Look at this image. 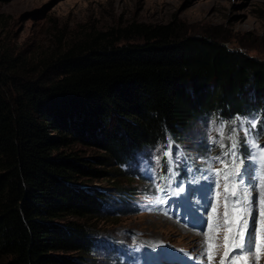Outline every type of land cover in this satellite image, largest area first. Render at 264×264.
<instances>
[{
  "label": "trees",
  "instance_id": "trees-1",
  "mask_svg": "<svg viewBox=\"0 0 264 264\" xmlns=\"http://www.w3.org/2000/svg\"><path fill=\"white\" fill-rule=\"evenodd\" d=\"M262 98L263 60L170 21L90 30L32 65L0 52V264H92L89 220L113 199L91 182L135 175L138 151L210 113L264 114Z\"/></svg>",
  "mask_w": 264,
  "mask_h": 264
},
{
  "label": "rangeland",
  "instance_id": "rangeland-1",
  "mask_svg": "<svg viewBox=\"0 0 264 264\" xmlns=\"http://www.w3.org/2000/svg\"><path fill=\"white\" fill-rule=\"evenodd\" d=\"M169 21L179 34L210 37L229 49L264 61V0H0V52L19 55L32 65L90 30ZM248 119H257L253 136H258L257 143L264 148L262 112L250 109L246 114L230 113L225 117L210 113L177 136L138 151L128 166H122L126 171L132 167L135 175L91 182L92 187L104 190L113 199L104 204V210L112 213L103 212L100 219L89 220L97 229L92 264H264L259 165H255L256 188L252 192L259 252L253 247L252 252L241 255L246 260L231 259L234 254L229 253L238 243L243 219L248 218L242 217L241 210L251 177L246 175L244 186L237 178L234 190L233 179H224L232 167L231 153L227 157L223 153L231 146L228 136L232 129H237L236 152L245 160L242 171H252L253 164L247 159L252 150L239 132L241 120L248 127ZM221 125L224 148L214 142L220 140L217 129ZM71 149L83 157L100 154L82 145ZM169 150L171 157L165 156ZM218 156L220 160L215 159ZM193 179L197 183L190 185ZM181 187L185 191L175 195L174 190ZM237 199L241 201L239 206L235 204ZM164 200L167 203L161 202ZM129 246H137V253L133 255V250L123 248ZM139 248L147 251L141 253Z\"/></svg>",
  "mask_w": 264,
  "mask_h": 264
},
{
  "label": "snow or ice",
  "instance_id": "snow-or-ice-1",
  "mask_svg": "<svg viewBox=\"0 0 264 264\" xmlns=\"http://www.w3.org/2000/svg\"><path fill=\"white\" fill-rule=\"evenodd\" d=\"M237 119H240L237 117ZM235 123V121L233 122ZM257 119H248L247 124L248 127H245V121L241 120L240 124V129L239 132L243 133L244 140L246 145L248 146L249 149H251V154L247 158L250 160L253 164V168L251 172H248L247 169L245 168L244 171H242V167L245 164L244 158H241L237 155L236 149H237V129L233 128L232 129V134L228 136V139L231 141V146L229 148V151L224 152L223 156L227 157L229 155V152L231 153V170L226 171L224 175V179L227 181L229 177L233 179V189L237 187V178H238V183L241 186L245 185V177L246 175L251 177L250 180H248L247 187L248 191L245 193L244 198H243V203L244 207L241 210L242 217L245 215L248 218H244L242 225H241V230L239 232V242L236 244L235 249L233 250L234 254V259L236 258V250L239 251H246V252H252L253 247L256 248L257 253L259 252V246L256 244V223H257V217L253 212L254 208V202L252 198V192L256 188V167L255 165H259V169L261 172V190H260V206H259V216H260V224L262 227H264V148H262L258 143H257V137L253 136V130L257 128ZM217 132L219 133L220 140L219 141H214L215 143H218L221 148H224L225 145L223 144V139H224V127L221 125L218 129ZM256 149H260L259 152L256 151ZM172 153L171 151L165 152V156L171 157ZM159 160V157H157ZM215 159L220 160V157H215ZM237 159L240 160L239 163H237ZM223 162V161H222ZM169 163L171 164L172 161L169 160ZM225 168H228V165L225 164ZM171 168L169 169V172H171ZM205 179H208V177H204ZM215 182V181H213ZM171 183V180H169V184ZM197 181L195 179L190 180L189 184L193 185L196 184ZM218 187V184H217ZM227 188V185L225 186ZM160 191L164 192L166 191L165 188H160ZM185 189L183 187L179 188L178 191L174 190L175 195H180V193H183ZM167 194V193H166ZM159 200V197L157 198ZM162 203H167V200L161 201ZM235 204L239 206L241 204V201L237 199L235 201ZM245 233H247V242L245 241ZM241 260H246L247 258L244 256H239L238 257ZM258 256L256 259L258 260Z\"/></svg>",
  "mask_w": 264,
  "mask_h": 264
},
{
  "label": "bare ground",
  "instance_id": "bare-ground-1",
  "mask_svg": "<svg viewBox=\"0 0 264 264\" xmlns=\"http://www.w3.org/2000/svg\"><path fill=\"white\" fill-rule=\"evenodd\" d=\"M162 215V214H161ZM163 216V218H166L164 215H162ZM204 236V235H203ZM206 238V237H205ZM208 242V241H207Z\"/></svg>",
  "mask_w": 264,
  "mask_h": 264
}]
</instances>
